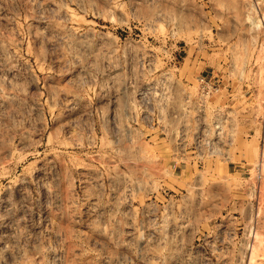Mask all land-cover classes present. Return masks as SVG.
<instances>
[{"label": "rangeland", "instance_id": "rangeland-1", "mask_svg": "<svg viewBox=\"0 0 264 264\" xmlns=\"http://www.w3.org/2000/svg\"><path fill=\"white\" fill-rule=\"evenodd\" d=\"M0 264H264V0H0Z\"/></svg>", "mask_w": 264, "mask_h": 264}, {"label": "built area", "instance_id": "built-area-1", "mask_svg": "<svg viewBox=\"0 0 264 264\" xmlns=\"http://www.w3.org/2000/svg\"><path fill=\"white\" fill-rule=\"evenodd\" d=\"M223 124L221 119H219L215 124H214V130L218 135H226V131L223 129Z\"/></svg>", "mask_w": 264, "mask_h": 264}]
</instances>
